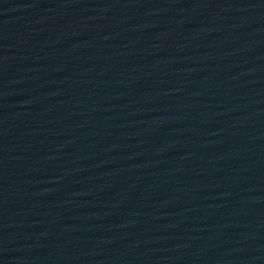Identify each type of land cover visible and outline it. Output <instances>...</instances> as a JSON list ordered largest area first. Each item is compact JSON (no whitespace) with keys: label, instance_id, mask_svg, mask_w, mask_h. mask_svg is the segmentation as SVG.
<instances>
[{"label":"water","instance_id":"1","mask_svg":"<svg viewBox=\"0 0 264 264\" xmlns=\"http://www.w3.org/2000/svg\"><path fill=\"white\" fill-rule=\"evenodd\" d=\"M0 264H264V0H0Z\"/></svg>","mask_w":264,"mask_h":264}]
</instances>
